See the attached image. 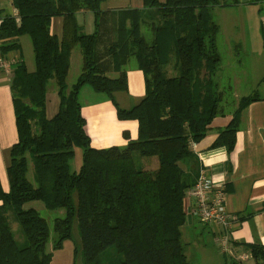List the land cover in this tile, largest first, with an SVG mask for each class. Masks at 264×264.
I'll return each mask as SVG.
<instances>
[{
  "label": "trees",
  "instance_id": "obj_1",
  "mask_svg": "<svg viewBox=\"0 0 264 264\" xmlns=\"http://www.w3.org/2000/svg\"><path fill=\"white\" fill-rule=\"evenodd\" d=\"M104 1L12 0L16 15L0 9L1 53L20 50L19 39L28 34L35 60L34 71L17 63L11 84L18 140L8 153L7 191L0 180V264H51L47 220L28 207L35 201L65 211L54 222L53 250L72 237L76 222L80 264H106L109 249L119 255L115 264H192L182 239L185 193L201 168L192 144L207 135L226 105L216 80L221 55L214 10L239 1L142 0V8L112 10L107 52L116 75L96 53ZM86 11L95 15L92 33L76 20L78 12ZM55 17L62 18L61 36L51 31ZM77 47L82 67L69 87L71 52ZM131 63L143 71L145 95L125 108L116 94L127 92ZM51 79L58 107L48 116ZM86 85L111 100L120 120H137L136 139L124 146L92 147L79 98ZM255 99H240L212 147L234 150L242 112ZM76 148L82 150V163L72 171ZM152 158L155 169L145 166ZM10 215L20 225L23 243L12 231ZM250 253L256 264H264L262 244L250 245Z\"/></svg>",
  "mask_w": 264,
  "mask_h": 264
},
{
  "label": "crops",
  "instance_id": "obj_2",
  "mask_svg": "<svg viewBox=\"0 0 264 264\" xmlns=\"http://www.w3.org/2000/svg\"><path fill=\"white\" fill-rule=\"evenodd\" d=\"M238 1V4L233 6L216 7L214 12L218 15V21L216 19L215 21L220 26L219 34L225 37L227 49L231 55L229 67L245 73L232 74L235 85L229 86V90L234 98L235 109L244 96L254 95L256 99L250 102L242 112L234 150L228 153L223 146L214 148L213 142L220 130L232 120L235 111V109H226L225 92L223 88L221 89L219 79H216L224 95L223 102L226 104L223 106L224 114L216 116L209 125L207 135L192 146L199 158L200 166H205L216 183L225 186L227 209L236 217L228 233L227 250L221 252L216 245V240L224 234L223 228L216 223H203L192 216H186L182 227V239L187 244L189 258L200 259L202 264H243L244 261L253 259L250 245L264 246V0ZM101 7L106 13L101 20L96 53L109 74L116 75L112 58L107 52L113 38V18L110 12L127 7L142 8L143 1L106 0ZM0 9L5 14H17L12 0H0ZM76 20L86 33H92L95 30L93 12H78ZM51 31L61 36V17L52 19ZM22 37L19 39L20 44ZM232 39L241 45V55L240 53L235 55V49L231 45ZM21 47H23L22 44ZM243 54L249 62L247 67ZM0 59L15 60L18 63L23 61L28 71L35 70L34 54L31 55V59L25 60L23 49L6 54L0 51ZM81 67L82 54L77 47L71 52L67 84L74 78L77 79ZM14 69L15 67L11 73L0 69V180L5 191L9 189L8 153L11 146L18 140L11 89ZM127 83V92L116 94L117 101L125 108L132 107L145 95L143 71L133 63L128 65ZM86 93L83 87L79 98L81 94ZM100 95V98L94 101H81V112L86 120V130L91 137L92 147L105 149L111 146H124L129 140L136 139L138 137L137 120H120L111 100L104 94ZM57 107L58 100H55L52 112L55 113ZM144 162L146 167L153 169L157 167V160L154 158L149 161L154 165L153 167L149 166L146 160ZM184 205H186V198ZM254 264H256L255 260Z\"/></svg>",
  "mask_w": 264,
  "mask_h": 264
},
{
  "label": "rangeland",
  "instance_id": "obj_3",
  "mask_svg": "<svg viewBox=\"0 0 264 264\" xmlns=\"http://www.w3.org/2000/svg\"><path fill=\"white\" fill-rule=\"evenodd\" d=\"M128 1V0H127ZM214 19L218 21V15L214 14ZM24 36V37H22ZM21 37V44L23 47H20V50L23 49L24 52V58L25 60L31 59V55L34 54L33 52V46L31 39L28 34H23ZM218 50L221 55V63H220V69L218 71V78L219 83H221V89H224L225 92V101L227 102L226 109L228 110H234L235 105L233 102V97L230 94L231 91L229 90V86L234 87L235 81H234V75L233 73H244L240 71H235V69H231L230 66V58L231 55L229 54V50L227 49V43L225 41V37L222 34H219L218 39ZM20 44V45H21ZM233 49H235V55L236 53L241 55L242 52V47L238 43V41L232 39L231 43ZM237 48V50H236ZM33 52V53H32ZM245 54V52H244ZM243 54V59L246 62V67L248 66L249 62L246 60L245 56ZM236 57V56H235ZM35 62V60H34ZM27 67V66H26ZM33 71V69H31ZM245 74V73H244ZM76 79L74 78L70 83H68L69 87L73 82H75ZM86 94L83 95L81 94L80 100L81 101H94L95 99L100 98V94L96 92L92 87L89 85H86L85 87ZM222 89V90H223ZM242 89V88H241ZM240 89V90H241ZM47 100H48V106H49V112L48 116L53 115V106H54V101L58 100V95H57V85L55 79H51L48 83L47 86ZM76 154L75 157L71 161V169L72 171H78L81 163H82V150L81 148H76L75 149ZM156 159V158H154ZM149 166H154L151 163L148 164ZM28 177L32 179V169H30V172L28 174ZM28 207H34L39 214L44 217L47 220L49 230H50V239L47 244V250L52 252V259H51V264H73L74 261H76L77 264H80L82 262V255H81V239L80 235L78 232L77 224L76 222L73 225L72 228V237L69 239H66L63 241V245L61 248L53 250L52 244L54 237H56V233L54 231V222L55 219L58 217H64L65 211L64 209H56V210H50L45 207V205L41 201H35V202H30V205ZM9 222L11 224L12 231L16 237V239L20 242H24V236L22 232L20 231V225L18 224L17 221L14 220V217L10 215L9 217ZM189 248V247H188ZM119 259L118 253L114 249H109L105 254H104V261L106 264H115ZM192 264H202L200 259L199 260H194L192 259ZM243 264H254V259H248L247 261H244Z\"/></svg>",
  "mask_w": 264,
  "mask_h": 264
},
{
  "label": "built area",
  "instance_id": "obj_4",
  "mask_svg": "<svg viewBox=\"0 0 264 264\" xmlns=\"http://www.w3.org/2000/svg\"><path fill=\"white\" fill-rule=\"evenodd\" d=\"M17 63L15 60L0 59V69L11 73ZM226 197L225 186L216 183L205 166H201L196 182L185 193L186 215L199 222L216 223L223 228L224 234L216 240L221 252L227 250L228 233L236 219L227 209Z\"/></svg>",
  "mask_w": 264,
  "mask_h": 264
}]
</instances>
